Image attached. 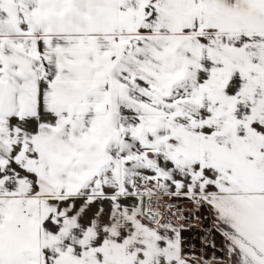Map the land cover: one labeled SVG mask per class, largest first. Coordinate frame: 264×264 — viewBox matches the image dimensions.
<instances>
[{
  "label": "snow or ice",
  "instance_id": "1",
  "mask_svg": "<svg viewBox=\"0 0 264 264\" xmlns=\"http://www.w3.org/2000/svg\"><path fill=\"white\" fill-rule=\"evenodd\" d=\"M0 264H264V0H0Z\"/></svg>",
  "mask_w": 264,
  "mask_h": 264
},
{
  "label": "rangeland",
  "instance_id": "2",
  "mask_svg": "<svg viewBox=\"0 0 264 264\" xmlns=\"http://www.w3.org/2000/svg\"><path fill=\"white\" fill-rule=\"evenodd\" d=\"M185 237L187 238V242H186V246L187 243H191L192 245L195 246V253L198 254L202 245H201V236L204 235V233L199 234L196 230H192L191 232H185L184 233ZM215 243H216V237H215ZM213 250V252H216L215 249H212L210 247L205 246V254L206 255H210L211 252H209ZM189 251H193L192 249H189Z\"/></svg>",
  "mask_w": 264,
  "mask_h": 264
},
{
  "label": "crops",
  "instance_id": "3",
  "mask_svg": "<svg viewBox=\"0 0 264 264\" xmlns=\"http://www.w3.org/2000/svg\"><path fill=\"white\" fill-rule=\"evenodd\" d=\"M208 224L210 225V220H208ZM215 237H216V245H217L216 249H215V251H216L215 254L218 257H222L224 255V250L220 247L221 238L219 237L218 234ZM209 252H211L210 255L213 254V250L210 251V249H209Z\"/></svg>",
  "mask_w": 264,
  "mask_h": 264
},
{
  "label": "built area",
  "instance_id": "4",
  "mask_svg": "<svg viewBox=\"0 0 264 264\" xmlns=\"http://www.w3.org/2000/svg\"><path fill=\"white\" fill-rule=\"evenodd\" d=\"M204 224H205V226L207 227V226H209V224H208V220H205L204 221ZM199 234H201L202 232H200L199 230H196ZM188 233V232H187Z\"/></svg>",
  "mask_w": 264,
  "mask_h": 264
}]
</instances>
